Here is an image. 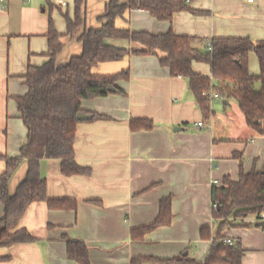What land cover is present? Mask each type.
I'll use <instances>...</instances> for the list:
<instances>
[{"label":"crops","instance_id":"0c3cea01","mask_svg":"<svg viewBox=\"0 0 264 264\" xmlns=\"http://www.w3.org/2000/svg\"><path fill=\"white\" fill-rule=\"evenodd\" d=\"M105 1H85L86 27L99 26L97 16ZM188 5L199 12L178 11L168 21L132 9L118 17L115 25L152 33L171 29L203 40L229 36L264 40V0H188ZM65 14L73 17L74 0H67L64 7L54 0H6L0 4V174L6 168L4 158L18 156L26 141V127L15 100L27 91L23 75L28 65L47 61L49 21L64 33ZM82 29L62 36L57 64L80 53L77 37ZM106 41L118 47H139L124 38ZM204 46L197 45L203 50ZM161 54L128 53L93 67L100 74L128 68L129 75L116 81L123 93L81 100L85 112L107 116L76 124L74 158L89 167L90 174L64 175L59 159L40 160L47 196L74 198L76 208L50 209L44 201L29 204L19 225L36 241L0 246V257L8 256L0 264H79L67 257L64 237L87 245L90 264H129L136 255L170 258L189 254L198 262L204 260L217 231L212 215L213 181L221 184L224 176L236 180L240 169L261 170L264 134L248 127L234 99L213 101L212 113L205 120L187 78L172 75L161 65ZM191 66L194 72L211 76L208 63L192 61ZM248 70L259 72L254 52L248 55ZM131 118H149L153 126L132 130ZM197 121L203 126L196 127ZM26 170L27 160L22 159L8 180L9 193H14ZM167 196L170 223L146 232L142 241L132 240L131 228L152 222L160 199ZM236 221L248 225H233L221 234L240 243L241 264H264V220L246 216ZM202 226H209V238L200 236Z\"/></svg>","mask_w":264,"mask_h":264},{"label":"trees","instance_id":"16d2710c","mask_svg":"<svg viewBox=\"0 0 264 264\" xmlns=\"http://www.w3.org/2000/svg\"><path fill=\"white\" fill-rule=\"evenodd\" d=\"M85 1L74 0L73 17L64 15L67 24L64 33H59L49 21L46 33L48 59L41 65L27 66L23 75L27 91L15 96L20 118L26 127V141L20 146L18 156L4 158L6 168L0 174L2 247L36 241L25 227L19 225L26 208L32 202L44 201L50 209L76 208L77 201L74 198L47 196L40 160L59 159L60 171L64 175L90 174L91 169L79 164L74 158L75 128L80 121L76 114L85 112L81 108V100L123 93L116 81L126 79L129 75L128 68L114 73H95L93 67L101 62L120 60L128 53L160 51L163 53L158 57L160 64L167 66L172 75L187 78L188 89L205 120L212 113L209 93L215 91L223 99H234L248 127L256 133L264 134V40L253 41L248 37L236 36L203 40L177 34L171 29L152 33L115 25L118 17L132 9H143L160 20L168 21L178 11L198 13L188 5V0H106L103 12L97 16L99 26L86 27ZM78 27H83L77 37L81 43L80 53L71 55L63 64H57L56 55L63 46L62 36H72ZM108 38L128 39L139 44V47H118L108 43ZM202 43H205L204 50L197 47ZM250 52H254L258 58L257 74L248 70ZM192 61L208 63L211 76L194 72ZM86 113L91 120L107 117L96 112ZM129 124L132 130L149 129L153 126V121L149 118H131ZM22 159L27 160L25 177L18 183L14 193H9L8 180ZM211 201L217 231L202 262L196 261L189 254L170 258L136 255L130 259L129 264H241L243 249L240 243H223L220 240L224 237L221 232L233 225H248L244 221H236L237 218L258 217L264 212V167L248 172L240 169L236 180L224 176L221 184H213ZM171 217L170 196H167L160 199L158 214L152 222L131 228V239L142 241L146 232L168 225ZM210 235L209 226L200 228L202 238H209ZM64 239L68 258L79 264H90L88 248L83 241L68 237Z\"/></svg>","mask_w":264,"mask_h":264},{"label":"built area","instance_id":"2783aa9c","mask_svg":"<svg viewBox=\"0 0 264 264\" xmlns=\"http://www.w3.org/2000/svg\"><path fill=\"white\" fill-rule=\"evenodd\" d=\"M6 0H0V4L4 3ZM55 3L59 6H66L67 5V0H54ZM208 45V43H207ZM210 99L213 101L217 100V99H221V95L218 92L215 91H211L209 93ZM196 127H201L203 126V122L202 121H197L194 123ZM213 184L218 185L219 182L217 180L213 181ZM255 219H259V220H264V212H261L260 215L258 217H254ZM223 243L226 244H233V240L230 237H223L220 239Z\"/></svg>","mask_w":264,"mask_h":264},{"label":"water","instance_id":"95a60500","mask_svg":"<svg viewBox=\"0 0 264 264\" xmlns=\"http://www.w3.org/2000/svg\"><path fill=\"white\" fill-rule=\"evenodd\" d=\"M223 102L226 103V100L224 99ZM76 117L78 120H85V119H89L90 115L86 112L80 111L76 114ZM258 224H262V222H258Z\"/></svg>","mask_w":264,"mask_h":264}]
</instances>
